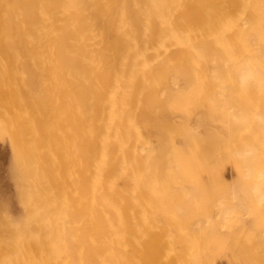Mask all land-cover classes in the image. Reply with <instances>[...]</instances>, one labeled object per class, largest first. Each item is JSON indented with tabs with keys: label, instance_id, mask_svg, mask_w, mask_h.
<instances>
[{
	"label": "rangeland",
	"instance_id": "rangeland-1",
	"mask_svg": "<svg viewBox=\"0 0 264 264\" xmlns=\"http://www.w3.org/2000/svg\"><path fill=\"white\" fill-rule=\"evenodd\" d=\"M247 57L264 0H0V264H264Z\"/></svg>",
	"mask_w": 264,
	"mask_h": 264
},
{
	"label": "clouds",
	"instance_id": "clouds-1",
	"mask_svg": "<svg viewBox=\"0 0 264 264\" xmlns=\"http://www.w3.org/2000/svg\"><path fill=\"white\" fill-rule=\"evenodd\" d=\"M230 70L233 72L236 85L242 91H249L253 88H264V69L260 67L258 59L247 57L230 62ZM248 119L254 121L258 126L264 127V113H256L252 117H245L241 122L247 123ZM256 148L253 145H244L236 155L238 157H252Z\"/></svg>",
	"mask_w": 264,
	"mask_h": 264
},
{
	"label": "bare ground",
	"instance_id": "bare-ground-1",
	"mask_svg": "<svg viewBox=\"0 0 264 264\" xmlns=\"http://www.w3.org/2000/svg\"><path fill=\"white\" fill-rule=\"evenodd\" d=\"M176 23V22H175ZM179 27V26H178ZM198 51V50H197ZM200 54V53H199ZM201 54H203V53H201ZM215 61V60H214ZM58 89V88H57ZM61 126V125H60ZM59 126V127H60ZM195 127V126H194ZM157 142V141H156ZM158 143V142H157ZM232 196H233V199L235 200V201H239V194H238V190H237V188H234L233 189V191H232ZM241 205V204H240ZM228 211H229V209L227 208L226 210H224V213L225 214H227L228 213Z\"/></svg>",
	"mask_w": 264,
	"mask_h": 264
}]
</instances>
